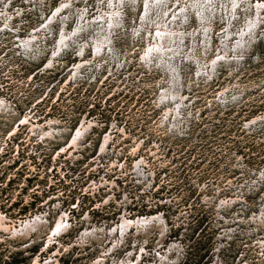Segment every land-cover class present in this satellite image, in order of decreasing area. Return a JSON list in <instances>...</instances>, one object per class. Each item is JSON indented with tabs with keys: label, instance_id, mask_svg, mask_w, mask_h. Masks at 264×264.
I'll return each instance as SVG.
<instances>
[{
	"label": "rangeland",
	"instance_id": "374dc122",
	"mask_svg": "<svg viewBox=\"0 0 264 264\" xmlns=\"http://www.w3.org/2000/svg\"><path fill=\"white\" fill-rule=\"evenodd\" d=\"M105 1L0 0V157L17 162L0 176V264H264V35L212 66L214 17L209 48L185 45L198 64L183 56L170 75L149 59L144 0L116 3L108 48L74 33L78 10L84 26Z\"/></svg>",
	"mask_w": 264,
	"mask_h": 264
},
{
	"label": "bare ground",
	"instance_id": "6f19581e",
	"mask_svg": "<svg viewBox=\"0 0 264 264\" xmlns=\"http://www.w3.org/2000/svg\"><path fill=\"white\" fill-rule=\"evenodd\" d=\"M120 1L121 0H106L105 1L106 2L105 6H107V8H105L106 10H103L102 12H100V15L98 14L99 16L93 20L94 21L93 23H91L92 21L89 22L87 20L86 23L84 24V26H83V23L85 22V20L83 19V16H84V12H86V9H82L81 10L82 12L78 10L77 14L78 15L80 14L79 15L80 17L76 21V23H78V24H76V26H75L74 33L78 34V32L80 30L82 32L87 33L88 29L92 28V31H96V34L91 36L93 42L95 43L94 50L100 49V48H102V46H104L105 48L110 47L111 42L109 41L108 35L106 33L110 31V28L112 27V25L114 26L115 24H119V22H117V20L120 18L121 12H119L120 10H119L116 3L120 2ZM61 4L63 5V2ZM170 6H172V7L170 8ZM64 7L69 8V10L74 9V8H72L73 5L71 6V3H68V2L64 3ZM76 7H77V5H75V8ZM84 8H86V7H84ZM141 9L144 10L143 15L141 17V22L148 24V26L150 24L152 26V32L155 30L154 41H153L151 47L146 46L147 44L145 45L146 47H148V51H151L150 56H149L150 58L149 57L148 58L150 59V61L152 60L156 65H160L165 71L169 72L170 75L171 74L173 75L176 72V67H177L176 63H178V61L183 56H185V58L189 59L190 61L198 64L199 59H195L194 56H192L191 54H188V51H187L188 47H186V50H185V45L189 41H191V43L190 42L189 43L192 44L193 46H194V44L198 45L200 37H202L203 43L200 45L203 46L202 48L207 47V45L211 43V40H210V33H211V29H212L211 23H212V19L214 17L215 18L218 17L219 19H223V21L225 23V29H224L223 33L219 34V36H218V38H219V44H218V49H217L218 54H217L216 58H214V60H212L210 62V65H212V66H215L219 62H224V63H227V65H232L233 61L238 59L237 58L238 54L236 51L241 52V50H244L245 48H247L244 45L245 43H247L246 41L249 42L250 40L251 41L254 40L255 35H259L261 33H262V35H264V32H262L260 30V28L262 27V25L264 23V20L261 18V11L264 9V2L263 1L259 2V0H255V1L254 0H246V1L245 0H175V2L173 4L170 2V0H144ZM98 10H100V9H98ZM240 10L243 11L247 22L245 24H243V26L241 25V27L234 32V29H232V26L234 24V21H237L236 18L239 16ZM64 11H65V9H64ZM190 11H193V13L196 15V20L198 22V25H197L196 29L194 28L193 30L189 31V30L185 29L186 27L184 28V26L180 27L179 26L180 24H178V23H179L180 19L185 18L189 14ZM61 12H63V11H61ZM42 13H44V12H42ZM70 13H71V11H70ZM74 15H75V13H74ZM84 18H86V17H84ZM51 20H52V16H51ZM56 20H57V18H56ZM47 21H49V20H47ZM48 23L51 24L50 22H48ZM142 23L140 24V27L141 26L143 27ZM151 26H149V27H151ZM176 26H179V27H176ZM45 33H47V32H45ZM133 33L135 34V32H133ZM235 33H236V37L233 36ZM87 35L89 36V34H87ZM150 36L152 37L151 34H150ZM64 37H65V34L62 33V35H60V40L63 41ZM248 37H249V39H248ZM35 38L32 37L31 41L35 40ZM234 39H236L237 41L235 40L233 42ZM94 43H92V44H94ZM207 48H209V47H207ZM190 50H191V48H190ZM80 52H81V50H80ZM100 52H101V50H100ZM231 53L234 55V58L229 57ZM111 54H110V57H111ZM107 55H105V56H107ZM143 55L145 56V54H143ZM191 58H192V60H191ZM143 61H144V59H143ZM147 62H148V60H147ZM78 64H79V61H78ZM80 64H82V63H80ZM147 64H149V63H147ZM179 66L180 65H178V67ZM177 70H179V69H177ZM198 70L200 72V69H198ZM178 74H179V72H178ZM202 75H203V73H202ZM174 78H177V77H174ZM171 79H172V83H174L176 80V79H173V77ZM177 89H178V87H177ZM172 91H174V90H172ZM176 92H178V91H176ZM167 93H169V92H167ZM178 94H179V92L178 93H175V92L171 93V95L169 96L170 101L168 100L169 105L173 104L175 107L176 104H178L179 100L181 99ZM183 103H186V102H183ZM173 105H172V107H173ZM181 105H182V103H181ZM170 106H169V108H171ZM167 111H169V110H167ZM176 112H177V109H176ZM261 203H262V201H261ZM229 205H231V201L229 202ZM261 209H262V207H261ZM263 211H264V206H263V210L260 212V213H262V215L264 214ZM257 216H260V219L264 220V216H261V215H257ZM141 219H143V218H141ZM24 221H26V220H24ZM31 221H32V219H31ZM28 222H29V220H28ZM28 222L27 223L24 222V223L26 225H29ZM141 222L147 223V221L145 219L142 220ZM141 222H137V221L131 222L130 220H123L122 224H121V229L122 228L124 229L126 227H128V229H129L130 225L135 226V229H136V225L140 226ZM148 224H150V222ZM59 226H61V225L58 224L57 227H59ZM139 226L136 229L137 232H139V230H138ZM19 227H20V225H19ZM158 227H159V225H158ZM53 230H54V228H53ZM23 231H22V234H23ZM126 231H128V230H126ZM28 232H30V231H28ZM32 232H33V230H32ZM96 232H98V231H96ZM108 232H110V231H108ZM26 233H27V231H26ZM122 233H123V231L121 232V234ZM127 233H126V236H127ZM134 234H136V233H134ZM109 235H111V234H109ZM102 238H103V236H102ZM115 240H116V238H115ZM117 243H119V242H117ZM259 243L261 245L260 247H261L262 251H264V239L261 238L259 240ZM156 250H154V252ZM166 251H164V252L167 253ZM138 257H140V256H138ZM167 257H169V256H167ZM173 258L174 257H172V259H167V258L164 259V257H163V259L160 263L161 264H176L177 261L173 260ZM150 264H151V262H150Z\"/></svg>",
	"mask_w": 264,
	"mask_h": 264
},
{
	"label": "flooded vegetation",
	"instance_id": "af4514ba",
	"mask_svg": "<svg viewBox=\"0 0 264 264\" xmlns=\"http://www.w3.org/2000/svg\"><path fill=\"white\" fill-rule=\"evenodd\" d=\"M4 157H0V166L2 165V169H1V172H0V176H5L6 174H4V172L6 171V170H8V172L9 171H11V169L13 168V165H16L17 164V162H11V163H7V162H5V159H3ZM6 164H9L10 165V167H8L7 168V166L6 167H4V165H6ZM22 172V171H21ZM14 176H21V174L20 173H16V175H14Z\"/></svg>",
	"mask_w": 264,
	"mask_h": 264
},
{
	"label": "built area",
	"instance_id": "2783aa9c",
	"mask_svg": "<svg viewBox=\"0 0 264 264\" xmlns=\"http://www.w3.org/2000/svg\"><path fill=\"white\" fill-rule=\"evenodd\" d=\"M97 100H100V99L97 98ZM97 100H96V99L93 100L91 104H95V105H97V104H98ZM92 107H93V105H91V107L89 108L88 113L93 112V111H92V110H93ZM80 111H81V110H80ZM95 117H96V116H93L92 118H95ZM100 129H102V127L98 128V130H97L96 132H100ZM181 167H182V165H180V168H181ZM68 169H69L68 172H74V171L77 170L78 168H74L73 166H71V167H69ZM178 169H179V168H178ZM72 170H73V171H72ZM104 173H105V174H106V173H109V171L106 170ZM179 173H180V172H179ZM63 176H64V174H63Z\"/></svg>",
	"mask_w": 264,
	"mask_h": 264
},
{
	"label": "water",
	"instance_id": "95a60500",
	"mask_svg": "<svg viewBox=\"0 0 264 264\" xmlns=\"http://www.w3.org/2000/svg\"><path fill=\"white\" fill-rule=\"evenodd\" d=\"M58 47H59V45H58Z\"/></svg>",
	"mask_w": 264,
	"mask_h": 264
}]
</instances>
